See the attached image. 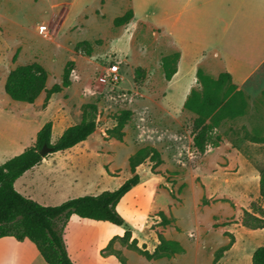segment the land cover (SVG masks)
<instances>
[{"label": "rangeland", "instance_id": "rangeland-1", "mask_svg": "<svg viewBox=\"0 0 264 264\" xmlns=\"http://www.w3.org/2000/svg\"><path fill=\"white\" fill-rule=\"evenodd\" d=\"M52 4L55 8L43 0H0L3 107H17L25 115L22 130L6 131L3 123V151L9 150L6 144L16 137L19 147L28 148L40 124L43 127L53 120L67 129L83 119L96 120L98 129L87 145L46 156L49 162L36 174L32 189L37 202L57 206L69 197L97 196L117 190L134 173L140 176V183L117 207L125 226L77 215L70 219L64 239L73 255L81 250L89 264H121L116 257L107 259L111 254L128 264H213L218 250L234 238L218 264H252L254 252L264 246V229L250 231L243 227L242 218L245 211L264 217L259 188L264 143L256 141L264 138V66L249 91L229 90L230 85L224 84L221 93L233 96L243 114L224 113L209 121L206 149L201 152L194 143L197 115L185 109L182 101L196 78L193 67L205 57L202 51L170 41L161 34L163 30L148 26L149 7L136 8L135 24L116 25L131 10L128 0H75L65 18L60 14L69 0H52ZM177 47L189 51L190 59L180 76L169 82L166 75L178 71ZM32 64L45 71L46 90L33 106L16 104L5 92L8 76ZM114 65L121 76L117 84L106 76ZM139 69L143 72L136 75ZM199 70L213 81L224 73L214 57ZM67 72L69 87L47 102V90L62 85ZM193 90H204L198 77ZM51 105L50 112H45ZM126 110L132 117L121 142L108 132ZM57 135L58 130L54 141ZM144 148L157 149L163 162L159 164L152 154L133 172L129 160ZM15 151L20 149L3 152V160L16 156ZM70 162L76 164L74 171H67ZM161 213L170 225L164 224ZM126 229L150 253L159 245L160 236L178 243L183 252L147 260L119 239L104 247L108 237L124 235Z\"/></svg>", "mask_w": 264, "mask_h": 264}, {"label": "trees", "instance_id": "trees-1", "mask_svg": "<svg viewBox=\"0 0 264 264\" xmlns=\"http://www.w3.org/2000/svg\"><path fill=\"white\" fill-rule=\"evenodd\" d=\"M132 19L133 12L130 10L125 16L118 18L115 24H128ZM179 58L180 54L178 60ZM138 72L141 73L143 70H136V75ZM176 73L175 69L173 73L167 74V79L170 81ZM197 77L198 81H202L204 90L203 92L192 90L184 107L197 115L194 122V143L201 152H204L209 130L207 123L216 116H223L224 113L235 117L242 115L243 111L236 108L233 96H230L229 93H221L225 83L230 85L229 90L237 89L229 74L223 73L219 80L213 81L202 76V71L198 70ZM46 81L47 75L39 65L22 66L10 72L5 91L15 101L34 104L42 91L46 90ZM69 85V73L67 72L62 85L57 84L47 90V102L53 94L61 93ZM131 117L130 111L122 112L117 118V126L109 131L108 135L122 142L125 136L123 130ZM98 126L96 120L83 119L81 123L67 128L59 139L53 142V122L49 121L38 132L34 146L0 165V238L13 237L18 242L30 240L36 245L48 264H74L68 254L64 239L65 229L72 216L77 215L83 219L108 222L116 226L126 225L125 220L118 213L117 207L121 200L140 183V176L136 173L115 191H105L97 196L73 198L57 206L41 205L26 198L15 189V182L46 158L40 153L45 146L51 150V154L70 150L87 141L97 131ZM256 141L264 143V138H257ZM152 154L158 163L162 164L161 154L157 149L144 148L130 158L132 171L134 172ZM259 188L260 196L264 200V169L260 172ZM161 216L165 225L171 224L164 213H161ZM261 216L245 211L242 218L243 227L251 231L263 230L264 217ZM118 239L127 243L131 249L140 253L147 260L170 257L183 252L178 243L168 241L160 236L159 245L153 253H150L138 246L137 240L132 238V232L129 229H126L123 237H114L110 241L109 247ZM233 244L234 238L231 239L229 245L219 249L213 264H218L224 253L230 250ZM111 255L115 256L121 264H128L125 258ZM252 264H264V246L256 249L252 257Z\"/></svg>", "mask_w": 264, "mask_h": 264}, {"label": "crops", "instance_id": "crops-1", "mask_svg": "<svg viewBox=\"0 0 264 264\" xmlns=\"http://www.w3.org/2000/svg\"><path fill=\"white\" fill-rule=\"evenodd\" d=\"M43 1L49 3L52 8H55L54 4H52V0ZM74 1L75 0H69V5L63 4L62 7L64 6V8L60 15L63 14L64 18L68 17L71 8H74ZM138 6L149 7V11L146 14V18L148 19L146 24L148 26L157 29L160 33L162 32L161 30H163L164 33L161 34L170 41L175 39L179 41L182 46L187 45L188 47H194L196 50L202 51L205 55V57L200 59L195 67H193V69L196 70V78L187 86V91H185V96H187V98L185 97L182 103H186L188 96L197 85V72L199 67L211 57L217 59L220 68L224 73L231 76L233 84H235L239 90L249 91L250 86L257 83V79L256 82L253 81L255 74L264 66V0H128L127 7L133 12V19L131 20L133 24L137 21L136 8ZM1 49L2 48H0V50ZM177 50L180 54L178 71L171 82L175 81V79L180 76L181 68L187 63L186 60L190 59L188 56L189 51L185 48L177 47ZM206 52H209L210 57L206 56ZM212 53L213 56H211ZM0 70H3V54L1 51ZM6 95L8 94L6 93ZM6 95L5 97H7ZM8 97L10 96L8 95ZM11 101L16 104L22 103L14 100ZM29 105L33 106L34 104ZM52 107L51 105L48 111L45 112L49 113ZM24 117L25 115L23 112H19L17 107H12L11 110H7L3 107V76L0 74V165L5 164L10 159L21 155L28 148L34 146L37 137L35 141L31 139V142H29L31 145L26 149L23 146L19 147V140H16V137L11 139L8 143L6 142V145H10V148L9 150L3 151V123L5 122V124H7L6 131L14 132L15 130H22ZM18 119L20 122L15 126V122ZM41 125L42 124L37 127L36 133L42 128ZM64 127L63 123L53 122V134L54 131L58 130V138L55 141L52 135L53 142H56L64 133L66 130ZM87 141L81 143L83 145L82 147L87 145ZM81 144L70 150L76 149L78 146L80 147ZM17 148L20 149V151H15L16 156L10 159L7 157L3 160V152L15 150ZM68 151L69 150L64 152ZM48 159V157L45 158L41 164L27 171L15 182V189L20 194L26 198L34 199V201L36 200L37 202L38 199L34 196L32 189L34 188L36 174L49 162ZM53 159L54 158L51 160L53 161ZM5 160L7 161L5 162ZM68 168L67 171L76 168L75 162H70ZM61 172L64 173L65 169ZM69 199L71 198H67V200ZM116 236L123 237L124 235ZM113 238L108 237L104 247L107 246ZM66 244L68 254L74 264H89L86 262V258L81 250H79L78 253L76 252L77 256H75L73 255L68 241H66ZM124 253L126 254V250H124ZM113 257L115 256L110 255L107 259ZM118 262L120 261L118 260ZM0 264L48 263L42 257L36 245L30 240L18 242L13 237H4L0 238Z\"/></svg>", "mask_w": 264, "mask_h": 264}, {"label": "built area", "instance_id": "built-area-1", "mask_svg": "<svg viewBox=\"0 0 264 264\" xmlns=\"http://www.w3.org/2000/svg\"><path fill=\"white\" fill-rule=\"evenodd\" d=\"M45 32V30H43ZM107 78L113 83L117 84L121 81V76L119 74V67L117 65H114L112 67H109L106 72Z\"/></svg>", "mask_w": 264, "mask_h": 264}, {"label": "water", "instance_id": "water-1", "mask_svg": "<svg viewBox=\"0 0 264 264\" xmlns=\"http://www.w3.org/2000/svg\"><path fill=\"white\" fill-rule=\"evenodd\" d=\"M41 155L43 156V157H45V156H47L48 154H50L51 153V150L47 147V146H45L42 150H41Z\"/></svg>", "mask_w": 264, "mask_h": 264}]
</instances>
